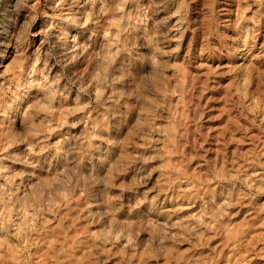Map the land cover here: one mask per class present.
<instances>
[{"label": "rangeland", "instance_id": "1", "mask_svg": "<svg viewBox=\"0 0 264 264\" xmlns=\"http://www.w3.org/2000/svg\"><path fill=\"white\" fill-rule=\"evenodd\" d=\"M4 51L0 264H264V0H0Z\"/></svg>", "mask_w": 264, "mask_h": 264}, {"label": "bare ground", "instance_id": "2", "mask_svg": "<svg viewBox=\"0 0 264 264\" xmlns=\"http://www.w3.org/2000/svg\"><path fill=\"white\" fill-rule=\"evenodd\" d=\"M4 57H5V51L0 55V61H2ZM238 58H240V57H238ZM168 137H169V136H168ZM170 137H171V136H170ZM173 137H174V136H173ZM173 137H172V138H173ZM172 138H171V141H172ZM169 140H170V139H169ZM41 249H42V248H41ZM11 250H12V249H11ZM31 251H32V250H31ZM33 251H34V250H33ZM9 254H10V253H9ZM35 254H36V252H35ZM10 255H11V254H10ZM19 256H20V255H19ZM13 257H14V255H13ZM20 257H21V256H20ZM37 257H38V256H37ZM39 257H40V256H39ZM11 258H12V256H11ZM17 258H19V257H17ZM35 258H36V257H35ZM35 258H34V259H35ZM14 259L16 260V257H14L13 260H14ZM31 259H32V258H31ZM36 259H37V258H36ZM42 259H43V262H44V258H42ZM42 259H41V260H42ZM33 261H34V260H33ZM21 262H22V261H21ZM38 262H39V261H38ZM43 262H42V263H43ZM52 262H53V261H52ZM18 263H19V262H18ZM31 263H32V262H31ZM11 264H12V263H11ZM36 264H37V263H36ZM39 264H40V262H39Z\"/></svg>", "mask_w": 264, "mask_h": 264}, {"label": "clouds", "instance_id": "3", "mask_svg": "<svg viewBox=\"0 0 264 264\" xmlns=\"http://www.w3.org/2000/svg\"><path fill=\"white\" fill-rule=\"evenodd\" d=\"M117 79H120L119 77Z\"/></svg>", "mask_w": 264, "mask_h": 264}]
</instances>
